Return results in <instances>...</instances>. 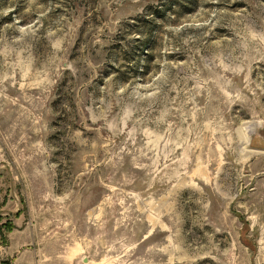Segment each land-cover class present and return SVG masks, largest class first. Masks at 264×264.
Listing matches in <instances>:
<instances>
[{
  "label": "rangeland",
  "instance_id": "374dc122",
  "mask_svg": "<svg viewBox=\"0 0 264 264\" xmlns=\"http://www.w3.org/2000/svg\"><path fill=\"white\" fill-rule=\"evenodd\" d=\"M0 264H264V0H0Z\"/></svg>",
  "mask_w": 264,
  "mask_h": 264
}]
</instances>
